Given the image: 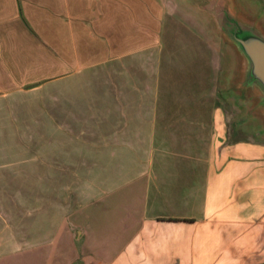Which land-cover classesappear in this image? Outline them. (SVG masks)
Masks as SVG:
<instances>
[{"label":"crops","instance_id":"obj_1","mask_svg":"<svg viewBox=\"0 0 264 264\" xmlns=\"http://www.w3.org/2000/svg\"><path fill=\"white\" fill-rule=\"evenodd\" d=\"M181 2L0 0V264H264V118Z\"/></svg>","mask_w":264,"mask_h":264},{"label":"water","instance_id":"obj_2","mask_svg":"<svg viewBox=\"0 0 264 264\" xmlns=\"http://www.w3.org/2000/svg\"><path fill=\"white\" fill-rule=\"evenodd\" d=\"M191 1L235 49L239 57L235 86L255 98V108L264 118V25L251 18L235 0Z\"/></svg>","mask_w":264,"mask_h":264},{"label":"rangeland","instance_id":"obj_3","mask_svg":"<svg viewBox=\"0 0 264 264\" xmlns=\"http://www.w3.org/2000/svg\"><path fill=\"white\" fill-rule=\"evenodd\" d=\"M174 2L176 3V5L180 8H186V6L183 4V2H181V0H174ZM189 2H190V5H192L193 3H192V1L191 0H189ZM194 6V5H193ZM189 8V7H188ZM246 11V10H245ZM247 14H248V12H247Z\"/></svg>","mask_w":264,"mask_h":264}]
</instances>
